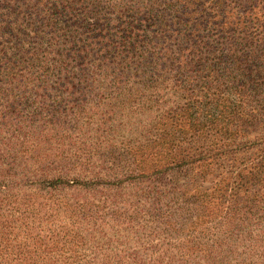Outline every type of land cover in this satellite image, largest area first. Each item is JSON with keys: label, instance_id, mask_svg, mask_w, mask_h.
Returning a JSON list of instances; mask_svg holds the SVG:
<instances>
[{"label": "trees", "instance_id": "trees-1", "mask_svg": "<svg viewBox=\"0 0 264 264\" xmlns=\"http://www.w3.org/2000/svg\"><path fill=\"white\" fill-rule=\"evenodd\" d=\"M110 65L151 113L115 179L173 198L157 210L177 234L214 228L143 264H264V0H0V77L11 85L109 77ZM43 205L0 198V264H80L65 237L76 229L39 218Z\"/></svg>", "mask_w": 264, "mask_h": 264}, {"label": "rangeland", "instance_id": "rangeland-1", "mask_svg": "<svg viewBox=\"0 0 264 264\" xmlns=\"http://www.w3.org/2000/svg\"><path fill=\"white\" fill-rule=\"evenodd\" d=\"M108 69L109 77H14L12 85L0 77V190H8L0 198L21 207L44 202L39 218L76 229V236L65 237L75 243L80 264H133V255L145 258L143 264L151 255L179 254L185 238H214L213 227L177 234L160 223L157 210L173 198L159 203L148 183L115 179L122 152L149 134L141 128L151 113L148 102L124 88L133 80L115 79L117 65ZM57 177L65 183L37 187Z\"/></svg>", "mask_w": 264, "mask_h": 264}]
</instances>
